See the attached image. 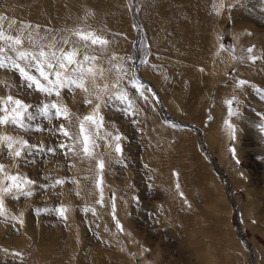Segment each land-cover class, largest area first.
Masks as SVG:
<instances>
[{"label":"rangeland","instance_id":"obj_1","mask_svg":"<svg viewBox=\"0 0 264 264\" xmlns=\"http://www.w3.org/2000/svg\"><path fill=\"white\" fill-rule=\"evenodd\" d=\"M0 17L6 34L30 26L41 44L79 43L76 30L109 41L83 50L104 72L88 92L48 97L0 68V98L70 114L0 125L45 149L15 157L0 141L2 186L5 173L35 181L31 196H4L0 264H264V0H0ZM121 91L131 106L107 102ZM89 114L103 120L85 123V154L55 129L79 135Z\"/></svg>","mask_w":264,"mask_h":264},{"label":"snow or ice","instance_id":"obj_2","mask_svg":"<svg viewBox=\"0 0 264 264\" xmlns=\"http://www.w3.org/2000/svg\"><path fill=\"white\" fill-rule=\"evenodd\" d=\"M221 7H223V5H221ZM217 11L219 10L217 9ZM2 20L3 17H0V21ZM12 23H15V21H12ZM26 27L30 26H22L21 29L17 30L19 35L13 37L10 34H6L2 23H0V68H6L17 72L21 79L26 83L28 89L34 87L39 93L48 97H51L54 94L59 97L62 89L80 88L85 92H88L89 88L87 87L86 82H91L92 86L96 87L97 76L103 77L104 72L103 70L97 71L94 67L98 58L94 55H88L87 52L83 50L87 49L89 46L95 45L103 47L109 43L108 40L91 31L84 32L76 30L72 33V36L76 37L79 43H77L76 40L67 37H62L60 42H56L53 37L47 43L41 44L31 34H28L27 37L24 36V30ZM10 28L11 24L9 25V29ZM25 39L28 41V47H25ZM58 44L68 45L69 47L65 49L62 46H58ZM248 51L251 52L252 49L249 48ZM255 59L256 57L253 56L252 60L255 61ZM119 71L123 72V69L120 68ZM120 79L121 77L118 76L113 87H120ZM248 83V81L240 80L239 86ZM133 86L136 87L141 97L147 99V97L144 96V92L141 91L143 88L142 84H136L135 81H133ZM106 90L107 85L100 89L101 92ZM97 99L102 100L103 98L97 96ZM115 100H119L131 106V100L124 91L109 96L107 102L111 103ZM86 103H91V101L87 100ZM227 103L231 106L232 100L227 101ZM9 105H11V107H9ZM33 107H35V111L31 110ZM100 107L101 105L98 103L95 108L96 113L99 112ZM0 113H3L0 115V125L10 124L26 131L33 128V125L31 124L32 121L38 120L41 117L50 122L53 118L57 120L62 117L68 119L70 115L67 107L57 104L56 101L33 106L21 99L14 98L12 95H8L6 99L0 98ZM229 115H238V113H233L230 107ZM102 120L103 117H100L99 120H97L92 114L84 116L83 120L80 122L79 135H73L70 133L63 124H61L58 129H55V131L77 143L81 142L82 139L84 153L90 154V135L86 134L85 123L87 122L99 129ZM229 127L233 138H235L234 125L229 124ZM34 130L41 131L44 129L41 125L37 124ZM47 130L52 131L53 129ZM261 130L264 131V125L261 126ZM115 139L119 141L121 137L116 136ZM0 141L4 142L5 148L9 150L10 153H13L14 150L15 157H21L22 151L31 153L33 150H45L38 145H29L28 141H17L6 135L0 136ZM17 143H19L21 147L14 149V145ZM92 143L94 144V141H92ZM65 147L66 145L64 143L59 144V148L64 149ZM46 150L48 152L55 151L53 148H48ZM69 150L71 151L72 149L69 148ZM116 151H122L119 143L116 145ZM234 151L235 150L233 149V152ZM100 167H103V162L100 163ZM3 169L4 165L0 164V171H3ZM4 178L10 181V183L7 186H2V182H0V215H4L5 195L12 196L16 199H18L19 196L15 193H19V195L22 196H31L33 193L28 186L35 184L34 180L20 175L5 173ZM56 183H63V181L57 180ZM13 189H15V193L13 192ZM63 214L64 210L61 209V215ZM21 223H23V221H21ZM17 255H19V253H17Z\"/></svg>","mask_w":264,"mask_h":264},{"label":"bare ground","instance_id":"obj_3","mask_svg":"<svg viewBox=\"0 0 264 264\" xmlns=\"http://www.w3.org/2000/svg\"><path fill=\"white\" fill-rule=\"evenodd\" d=\"M223 1V0H222ZM263 66V65H262ZM264 112V111H263ZM242 231V230H241ZM40 264V263H39Z\"/></svg>","mask_w":264,"mask_h":264}]
</instances>
